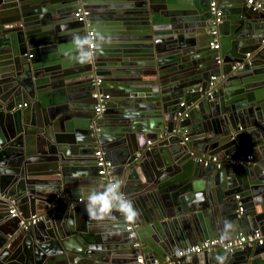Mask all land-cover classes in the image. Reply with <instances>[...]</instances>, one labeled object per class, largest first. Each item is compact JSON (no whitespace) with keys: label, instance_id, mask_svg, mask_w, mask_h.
Wrapping results in <instances>:
<instances>
[{"label":"water","instance_id":"water-1","mask_svg":"<svg viewBox=\"0 0 264 264\" xmlns=\"http://www.w3.org/2000/svg\"><path fill=\"white\" fill-rule=\"evenodd\" d=\"M231 2L217 0L214 22L210 0H0V264H130L139 252L166 264L226 224V239L264 232V9ZM80 5L86 22L73 17ZM88 30L108 42L94 62L70 61L71 34ZM98 148L135 170L134 223L70 205L106 183ZM253 151L255 164L230 162ZM212 154L224 161L195 160ZM62 187L73 196L55 198ZM198 254L181 264H264V243Z\"/></svg>","mask_w":264,"mask_h":264},{"label":"built area","instance_id":"built-area-1","mask_svg":"<svg viewBox=\"0 0 264 264\" xmlns=\"http://www.w3.org/2000/svg\"><path fill=\"white\" fill-rule=\"evenodd\" d=\"M247 5H252L254 9H264L263 4L258 0H246ZM210 10L212 14L214 15V22L220 21V10L217 9V0H210ZM74 17L78 21H87V17L89 15V11L82 7L81 5L77 7V9L74 12ZM215 32V31H213ZM87 35L89 37L94 36L93 30H88ZM212 48H218V42L214 41L210 43ZM99 83L100 79L95 78L92 81V84L94 86V90L92 91V96L97 99V104L95 105V112L101 113L104 110V104L103 101L107 95H102V93L99 91ZM215 80H211L209 83L210 90L207 92L208 95H211V93L215 90ZM182 104V103H181ZM186 115V114H185ZM184 139H187L185 137ZM95 156V164L97 167V173L106 180L107 183H110L114 181V177L112 175V161L106 156L105 151L102 148H98L94 152ZM195 159L200 162L202 165H215L219 166L221 162L224 161L223 158H220L218 155H200L198 157H195ZM230 162H236L239 164H255V158L252 154L244 155L239 158L230 159ZM62 195L60 193L55 195V198H64L61 197ZM70 205H73L74 203H86V197H78L74 199L69 200ZM9 214L12 217L19 216V212L17 208L14 205H10L9 207ZM40 219H42L41 215L39 214H33L28 219L20 220V225L27 229L31 225L38 222ZM127 229H131V226L128 225ZM264 243V232L260 231L259 229L253 230L252 232L246 233V234H238L233 238L225 239L223 237H214L211 239H205L203 241H200L198 243H195L193 245L180 248L171 255L167 256L165 258L166 264H181L184 261H187L190 259V257L193 254H198L204 251H212L215 249H222L225 251H232L235 248H242L245 245H252V244H262ZM136 263L137 264H146L144 261V258L142 255H138L136 257ZM154 264H159L157 260L154 261Z\"/></svg>","mask_w":264,"mask_h":264},{"label":"clouds","instance_id":"clouds-1","mask_svg":"<svg viewBox=\"0 0 264 264\" xmlns=\"http://www.w3.org/2000/svg\"><path fill=\"white\" fill-rule=\"evenodd\" d=\"M107 42V37L98 32L93 37L72 33L70 40L72 49L67 53V58L81 65L94 62L98 53L102 52L103 44ZM85 212L97 223L116 220V213H119L126 222L134 223L140 215L139 210L122 191V183L118 179L106 186L101 183L90 189L86 195ZM231 228V224H226L225 239Z\"/></svg>","mask_w":264,"mask_h":264},{"label":"crops","instance_id":"crops-1","mask_svg":"<svg viewBox=\"0 0 264 264\" xmlns=\"http://www.w3.org/2000/svg\"><path fill=\"white\" fill-rule=\"evenodd\" d=\"M232 0H222V4H223V6H225V8H228V7H230V5L229 4H231L232 2H231ZM121 40V39H120ZM122 40H124V39H122ZM114 41H117V40H114ZM119 41V40H118ZM141 47V46H140ZM114 48H116V47H114ZM117 48H119V47H117ZM247 56H250V55H248L247 54ZM220 61V60H219ZM106 66H110V65H106ZM99 67H101V68H104V69H106L105 68V65H103V66H100L99 65ZM122 66L118 63V62H115V63H112V65L110 66V67H108V69L107 70H112V69H115V70H120V69H122L121 68ZM110 68V69H109ZM110 70V71H111ZM211 80H215L216 81V83H217V79H216V77H211ZM183 82V79L182 78H178L177 79V81H175V83H182ZM171 83H172V81H171ZM232 88H236V87H233V86H231ZM262 88H260V89H258V90H261ZM115 108H117V107H115ZM153 119L154 118H152L151 116H146V120H148V124L149 125H153V123H154V121H153ZM152 121V124L150 123ZM155 125V124H154ZM151 127V126H150ZM108 149V152H105V154H106V156L112 161V164H113V167H112V175H113V177H114V179L115 180H119V181H121V183H122V191L125 193V195L127 196V198L128 199H130L132 196V194H130L129 192L127 193V190H131L132 189V187H133V183H135L134 182V180H133V177H134V171H132L131 169H130V167L128 166V167H125V168H122V169H118V167L116 168V166L118 165V161L120 160V156H119V154H117V153H115V151L114 150H110L109 148H107ZM138 154V153H137ZM139 155V154H138ZM252 155L254 156V158L256 159V158H258L257 157V154H256V152L255 151H253L252 152ZM220 158H222V156L221 155H218ZM196 160V159H195ZM34 161V160H33ZM81 167V166H80ZM79 167V168H80ZM75 168H77V167H75ZM103 180V179H102ZM101 183H103V184H105V186L108 184L107 182L106 183H104V182H102V181H99V182H96V181H93V183H91L90 185H88V186H91V187H89V188H96L99 184H101ZM82 188V187H81ZM58 193H60L62 196L61 197H71V196H73L72 195V193H66V191H64V189H63V187H62V189H60V190H57L56 191V194H58ZM87 193L88 192H84V193H81L80 194V196H82V197H86V195H87ZM144 228H147V227H145V226H143L142 227V229H144ZM150 228V230H153L152 229V227H149ZM167 230H169V232H171V230L173 231V229H171V226H168L167 228H166ZM161 231H162V229H161ZM163 232V231H162ZM144 235H146L147 236V233H149V231L148 230H145L144 232H142ZM146 233V234H145ZM138 255H142V253L141 252H139L138 253ZM199 254H193L191 257H193L192 258V260H195L196 258H197V256H198ZM191 257H190V259H191ZM190 259L188 260V261H190ZM130 264H137L136 263V259L132 262V263H130Z\"/></svg>","mask_w":264,"mask_h":264},{"label":"flooded vegetation","instance_id":"flooded-vegetation-1","mask_svg":"<svg viewBox=\"0 0 264 264\" xmlns=\"http://www.w3.org/2000/svg\"><path fill=\"white\" fill-rule=\"evenodd\" d=\"M83 7V6H82ZM87 9V8H86ZM88 10V9H87ZM89 11V10H88ZM89 13H90V11H89ZM74 14V13H73ZM73 17H74V15H73ZM75 18V17H74ZM76 19V18H75ZM95 34V33H94Z\"/></svg>","mask_w":264,"mask_h":264}]
</instances>
